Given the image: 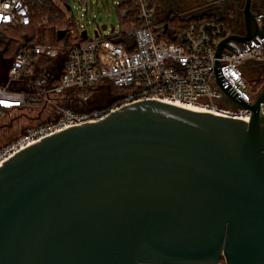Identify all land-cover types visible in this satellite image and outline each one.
Wrapping results in <instances>:
<instances>
[{"label": "water", "instance_id": "obj_1", "mask_svg": "<svg viewBox=\"0 0 264 264\" xmlns=\"http://www.w3.org/2000/svg\"><path fill=\"white\" fill-rule=\"evenodd\" d=\"M252 6L213 67L249 123L143 100L17 152L0 167V264H264V87L248 104L219 61L264 37Z\"/></svg>", "mask_w": 264, "mask_h": 264}, {"label": "built area", "instance_id": "obj_2", "mask_svg": "<svg viewBox=\"0 0 264 264\" xmlns=\"http://www.w3.org/2000/svg\"><path fill=\"white\" fill-rule=\"evenodd\" d=\"M53 1L62 11L67 12V8L58 0ZM124 4L134 6L119 14V18L130 15V23L134 24V28L128 32L120 23L119 27H110L109 35L98 29V38H90L87 32L88 39L83 43L62 45L38 44L29 38L14 36L7 38L21 44V48L2 67L6 82L0 84V121L41 103L45 107L53 99L62 98L68 93H73L80 103L85 104L93 98L90 91L98 89L103 83L126 92L113 106L85 112L66 108L55 120L32 127L0 148V167L17 152L50 134L83 123L101 121L110 116L111 112L143 100H157L182 108L194 107L199 112L249 123L252 113L250 110H241L233 105L229 106L230 110L226 106L213 68L218 43L229 36H244V27L239 30L232 23H223L224 18L220 19L215 15L212 18H203L210 15H192L190 12L160 15L158 0H119L116 6ZM35 7L36 0H0V38L4 39L5 33L11 30L30 28L35 15H39L34 11ZM256 8L253 12L261 29L264 7H261L258 0ZM174 18L194 21L174 34L175 43H168L160 38V33H167L168 27L165 26L163 30V25ZM70 33L75 39L74 32ZM120 40L125 43L118 44ZM227 45L236 49L239 54L226 47L223 49L231 56L222 53L219 58L222 74L233 89L251 105L263 91L254 93L249 81L257 79L264 65L261 62L264 60V37H256L245 43L246 49L243 44L234 40H230ZM61 56L65 57V62L60 74H50L49 68L38 69L42 60H55ZM37 73H40V77L35 80V89L30 93L18 89L22 80L34 78ZM57 76L59 80L54 84ZM261 113L264 115L263 103Z\"/></svg>", "mask_w": 264, "mask_h": 264}, {"label": "rangeland", "instance_id": "obj_3", "mask_svg": "<svg viewBox=\"0 0 264 264\" xmlns=\"http://www.w3.org/2000/svg\"><path fill=\"white\" fill-rule=\"evenodd\" d=\"M119 0H69L71 3V11L75 15V22L82 26V29L86 28L89 30L90 38H94L95 31L98 27L104 25L108 26L107 30L103 31L104 34H111L110 27L113 25L119 27L120 18L117 9V3ZM186 4V10H180V5H170L175 14L183 12H190L192 15H208L214 14L220 19L223 18L224 14L218 11L207 10L206 4L202 6H194L192 3L180 0L179 3ZM166 10L159 9V14L164 15ZM213 12V13H212ZM163 18V17H162ZM233 25L240 30L238 23L232 22ZM237 25V26H236ZM58 28L52 26L40 27L36 31L35 41L38 44H54L57 42ZM14 36V35H13ZM56 62H53L50 72L56 73L61 67L63 57L58 58ZM264 64V60L261 61ZM5 64L3 65V67ZM264 66V65H263ZM264 68V67H263ZM2 76H0V79ZM106 96L95 95L91 102H97V106H106L111 102L114 95L105 94ZM90 102V103H91ZM90 105L73 102L68 96L62 98L53 99L50 104L45 107L38 109L26 108L19 114L9 116L6 119L0 121V148L11 142L12 140L22 136L27 130L32 127L38 126L40 123H46L55 120L63 109L71 108L79 112L87 111ZM95 106V104H92ZM41 117V118H40ZM225 263V262H224Z\"/></svg>", "mask_w": 264, "mask_h": 264}, {"label": "trees", "instance_id": "obj_4", "mask_svg": "<svg viewBox=\"0 0 264 264\" xmlns=\"http://www.w3.org/2000/svg\"><path fill=\"white\" fill-rule=\"evenodd\" d=\"M58 1L60 2L62 6L67 8V12L62 11V9H60V6H58L56 2H54L53 0H36V7L34 11L38 12L39 15H35L36 17H34L32 26L28 28L27 30L26 29H23V30L21 29L18 31L11 30L5 33L4 39L0 38V52H1L0 76H2V78L0 79V84H4L6 82V74L2 72V67L5 64L4 62L6 60L12 59L14 55L20 51V48H21L20 46L21 44L11 42L7 38H10L11 36L14 35V37H17V38H29L35 41V36H36L35 34H36L37 29H39L40 27H44V26H52V27L58 28L57 42H56L57 44L62 45L65 43H83L84 42L82 33L84 30H87V29L86 28L82 29V26L77 24V22H75V15H73V12L71 11V6H70L71 3L69 2V0H58ZM131 7H134V6L132 5L128 6L124 4L121 7H117V9L120 14V12L123 11L124 9H128L129 11ZM129 16L130 15L128 14L127 18H120V23L122 25V28L127 32L128 30H132L134 28V24L130 23V21L132 20L129 19ZM203 18H212V16L210 17L204 16ZM193 21L194 19L183 20L180 18H174L172 19V21L170 20L169 22L164 23L163 30L165 29V26H167L168 31L165 35L163 33L164 31H162L160 33V38L165 40L168 43H175L176 39H175L174 34H176L179 29L185 27V25L187 26L190 22H193ZM224 22L225 21H223V23ZM61 31H65L66 36L64 37L63 40H58V33ZM72 31L76 35L75 39H73V34L70 33ZM87 32L89 33V30H87ZM117 43L123 45L125 41L120 40ZM62 57L64 58L63 62L61 64V67H59L58 71L56 72V73L59 72V74L62 71L64 62H65V57L61 56L60 58ZM57 60L59 59L50 60V61L42 60L41 63L39 64L38 69L47 70L49 68V71H50L53 62H56ZM50 74L55 75L52 71L50 72ZM38 76L40 77V73H37V75L34 78L22 80L21 84L17 86L18 89L21 91H24L25 93H30L33 89H35L34 87L37 86V84H35V80L38 79ZM58 80H59V76L55 77L54 84H56ZM249 85H250L251 90L254 93H259L263 89L264 87V68L260 70V74L257 77V79H253L249 81ZM125 92L126 90L124 89H118V88L113 87L109 83H103V85H101L98 89L91 90L90 96L94 97L96 94L97 95L101 94V96H106L105 95L106 93H109V95H112V96L114 95L111 102H109V104L106 105V106H113L117 102V99H119V97H121V95ZM66 96H68L69 99L73 102H77V103L79 102V100L74 96L73 93H68L64 97ZM91 101L92 100L85 103V105H90L87 108V111L91 109H98V108L106 107V106H97L98 105L96 104L97 102H91ZM92 104H95V106H92ZM34 107L41 108V107H44V104L41 103L38 106H32L31 108H34ZM19 113L20 112H17L15 114H19ZM13 115H10V116H13ZM40 124H43V123H40ZM11 142H9L8 144H10ZM8 144H6L5 146H7Z\"/></svg>", "mask_w": 264, "mask_h": 264}, {"label": "flooded vegetation", "instance_id": "obj_5", "mask_svg": "<svg viewBox=\"0 0 264 264\" xmlns=\"http://www.w3.org/2000/svg\"><path fill=\"white\" fill-rule=\"evenodd\" d=\"M179 1L180 0H158V5L161 10H166L165 13H168L169 16L170 14H175V12L172 10L170 5L174 6L178 4L180 5L178 6L180 7V10L188 9L186 8V4H183V2L180 4ZM182 1L190 2L194 6H198V7L202 6L203 4H206L205 8L207 10H212L214 12L218 11L221 14L223 13L224 14L223 18L226 23L230 24L232 22H235L236 24L238 23V27H240V29H243L244 27L242 11L245 4V0H182ZM256 1L257 0H252V4H253L252 10L257 9ZM258 1L261 3V7H264V0H258ZM208 15L213 16L214 14L213 15L208 14ZM260 65L261 64H259V66ZM263 67L264 66H262V68Z\"/></svg>", "mask_w": 264, "mask_h": 264}, {"label": "bare ground", "instance_id": "obj_6", "mask_svg": "<svg viewBox=\"0 0 264 264\" xmlns=\"http://www.w3.org/2000/svg\"><path fill=\"white\" fill-rule=\"evenodd\" d=\"M185 108H188V109H190V110H194V111H196L197 109L196 108H194V107H185Z\"/></svg>", "mask_w": 264, "mask_h": 264}]
</instances>
